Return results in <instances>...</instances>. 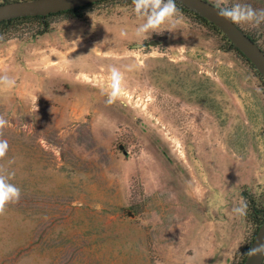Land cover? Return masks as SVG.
I'll use <instances>...</instances> for the list:
<instances>
[{
  "label": "rangeland",
  "instance_id": "obj_1",
  "mask_svg": "<svg viewBox=\"0 0 264 264\" xmlns=\"http://www.w3.org/2000/svg\"><path fill=\"white\" fill-rule=\"evenodd\" d=\"M177 7L147 39L132 0L0 27L16 81L0 90V172L22 193L0 216V264L245 263L264 222V78ZM239 27L264 51V25ZM111 67L125 91L108 104Z\"/></svg>",
  "mask_w": 264,
  "mask_h": 264
},
{
  "label": "clouds",
  "instance_id": "obj_2",
  "mask_svg": "<svg viewBox=\"0 0 264 264\" xmlns=\"http://www.w3.org/2000/svg\"><path fill=\"white\" fill-rule=\"evenodd\" d=\"M177 0H132L133 11L138 20L142 21L137 25L134 34L137 38L147 39L153 33L160 34L165 30L171 31L183 19V14L177 7ZM217 16L230 24L237 26H249L259 28L264 25V9L253 8L250 4L236 0L231 6L217 0ZM95 28V22L93 23ZM121 36H127V31L122 30ZM82 41L81 36H77L71 45H77ZM107 103L112 104L124 94V74L119 68L111 67L108 77ZM16 81L7 74H0V90H10L15 87ZM8 120L0 115V137L3 136L7 128ZM9 144L6 139L0 138V159L7 156ZM14 173L4 174L0 172V216L7 212L9 205L19 203L21 199V189L10 180ZM250 260L264 259V241L257 240L255 245L249 248L246 254Z\"/></svg>",
  "mask_w": 264,
  "mask_h": 264
},
{
  "label": "water",
  "instance_id": "obj_3",
  "mask_svg": "<svg viewBox=\"0 0 264 264\" xmlns=\"http://www.w3.org/2000/svg\"><path fill=\"white\" fill-rule=\"evenodd\" d=\"M100 1L103 0H34L12 2L0 6V23L17 18L57 14ZM177 2L219 28L264 78V51L239 26L221 20L217 16L216 5L206 0H177ZM255 235L251 247L255 245L258 239L264 241V222ZM245 259L244 264L264 263V259L250 260L248 256Z\"/></svg>",
  "mask_w": 264,
  "mask_h": 264
},
{
  "label": "trees",
  "instance_id": "obj_4",
  "mask_svg": "<svg viewBox=\"0 0 264 264\" xmlns=\"http://www.w3.org/2000/svg\"><path fill=\"white\" fill-rule=\"evenodd\" d=\"M103 1H106V0H103ZM103 1H100V2H103ZM92 5H93V4H90V5L85 6V7H81V8H77V9H73V10H69V11H65V12H61V13H57V14H51V15H47V16L25 17V18L12 19V20L5 21V22H3V23H0V27H2V26H6V25H10V24H12V23H14V22H17V21H23V20H29V19H39V18H40V19H44V18L53 17V16H58V15H63V14H68V15H72L73 17H75V16L77 17V16H79L78 12H79L80 10H84V9H86V8L92 6ZM254 41H255V40H254ZM229 43H230V46H231L232 49H234V50H236L237 52H239L238 49H236L235 46H234L231 42H229ZM239 53H240V52H239Z\"/></svg>",
  "mask_w": 264,
  "mask_h": 264
}]
</instances>
